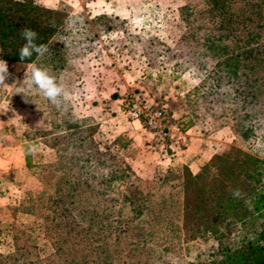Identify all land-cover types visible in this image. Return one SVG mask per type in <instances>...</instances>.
<instances>
[{"label": "trees", "instance_id": "16d2710c", "mask_svg": "<svg viewBox=\"0 0 264 264\" xmlns=\"http://www.w3.org/2000/svg\"><path fill=\"white\" fill-rule=\"evenodd\" d=\"M193 12L178 10L185 32L172 46L171 71L199 70L197 107L206 117L226 119L249 153L229 148L195 174L187 167L179 174L167 169L156 186L143 191L123 160L98 147L93 120L73 117L70 102L76 63L99 35L123 31V22L71 15L33 0H0V59L8 66L46 68L70 94L61 109L35 92L14 94L18 106L46 115V130H27L24 136L49 149L54 159L37 164L30 152L25 155L40 187L8 208L14 223L10 234H0V264H167L169 246L200 233L215 242L212 264H264L262 228L254 238L238 241L226 231L261 216L264 205V0H205L202 12ZM196 19L207 23L194 25ZM25 27L38 33L37 44H49L43 60L35 54L31 61L19 60ZM130 39L159 45L154 38ZM24 76L12 94L24 86ZM150 138L160 143L157 136ZM112 145L124 147L122 138ZM160 151L170 155L163 143ZM236 190L239 196L233 195ZM4 212L0 208V217ZM17 214L31 221L19 224ZM38 239L48 243L46 255L40 254Z\"/></svg>", "mask_w": 264, "mask_h": 264}, {"label": "rangeland", "instance_id": "374dc122", "mask_svg": "<svg viewBox=\"0 0 264 264\" xmlns=\"http://www.w3.org/2000/svg\"><path fill=\"white\" fill-rule=\"evenodd\" d=\"M33 1L43 7L52 8L42 5L39 0ZM92 1L94 0H59L53 8L71 15L82 13L89 18L99 15L117 17L123 22V31L112 30L99 35L86 54L76 63L78 74L75 76L74 94L70 101L72 115L76 119L93 120L97 126L94 139L98 147L101 150L109 149L123 160L139 180L140 189L145 191L150 185L156 186L157 179L165 174L167 169L179 174L181 167L186 166L180 163L165 166L158 162L159 157L153 158L156 156L153 155L154 151L161 155L164 153L159 151L160 143H152L150 135L149 156L131 147L126 137L120 136L124 147L112 145L111 137L106 136L110 134L108 123L103 122L109 117L116 116L123 128L142 129L136 122L130 124L123 114L124 100L133 93L141 94L149 103L162 110L167 124H177L182 129L190 128L188 145L193 142L192 154L202 155V152L198 153V151L202 148L206 149L204 156L209 158L198 163L197 167H193L194 174L201 171L212 155L229 148H238L249 153L247 148L235 138L226 119L206 117L197 107L199 103L197 91L201 82L199 70L195 66H189L179 74L171 71L175 63L172 46L185 32L178 10L186 7L194 12H202L205 8V0H105L108 3L107 9L102 12L97 11L96 7L87 6ZM206 23V20L201 19L193 22L194 25L203 27ZM198 33H202V30ZM130 36H138L142 40L154 38L159 45L152 41L145 43L141 40H131ZM8 71L10 75L5 80V85L0 87V98L4 97L5 102L17 106L13 99L17 90L12 94L11 88L18 77L24 76L29 71V67L12 64L8 66ZM113 100L116 102L113 103ZM26 109L31 115H35L32 120L37 127L42 130L48 128L45 114ZM33 121H29L31 125ZM29 152L32 162L37 164H44L54 159L53 153L42 144ZM175 155L179 156L181 153ZM39 187L37 180L31 176L21 186L20 198L24 193H35ZM9 207L12 206L0 204V208L5 210L0 217L2 237L10 234V225L14 223ZM17 219L19 224L31 221L28 217L23 218L21 214H17ZM263 227L264 205L261 216L249 224L244 227L230 226L225 230L231 238L238 241L242 238H254L260 233L261 228L262 231L264 230ZM37 243L42 256L50 252L47 242L38 239ZM169 247L165 252L167 264H212L214 259L212 254L215 242L211 236L204 233L195 234L191 239Z\"/></svg>", "mask_w": 264, "mask_h": 264}, {"label": "crops", "instance_id": "0c3cea01", "mask_svg": "<svg viewBox=\"0 0 264 264\" xmlns=\"http://www.w3.org/2000/svg\"><path fill=\"white\" fill-rule=\"evenodd\" d=\"M42 5L55 8L59 0H39ZM107 4L105 0H94L87 4L93 8L96 7L97 11H106ZM141 4H139L140 6ZM116 102L115 100L112 101ZM115 112V110H112ZM35 115H31L26 107H20L5 102V98H0V204L15 206L20 200V188L24 182L29 179L30 173L25 165V155L27 152L32 151L33 148L40 145L34 140L27 141L24 134L27 130L41 131L33 121ZM33 119V120H32ZM29 121H33V125ZM108 123V130L111 141L121 136L129 140L131 147L137 151H142L144 155L149 156V134H146L142 129L129 130L120 126V120L116 116H111L109 119L103 121ZM45 130V129H44ZM193 142L190 143L186 150L180 152L181 155H168L157 154L155 151L153 158H157L160 164L170 166L171 164L180 163L186 166L191 173L193 167L197 164L208 159L205 157L206 149L202 148L198 153L202 155L192 154ZM160 151V150H159ZM33 153V152H32ZM156 159V160H157Z\"/></svg>", "mask_w": 264, "mask_h": 264}, {"label": "clouds", "instance_id": "9594fccd", "mask_svg": "<svg viewBox=\"0 0 264 264\" xmlns=\"http://www.w3.org/2000/svg\"><path fill=\"white\" fill-rule=\"evenodd\" d=\"M20 36L25 41L19 49V60L21 62L31 61L34 54L36 59L43 60L46 54L49 53V44L36 43L38 33L35 30L25 27L21 30ZM29 69L30 71L25 73L23 79L24 86L17 89V94H22L24 97L27 93L35 92L57 109L65 108V102L70 99V94L66 88L46 68L30 63ZM9 75L6 61L0 59V87L5 85V80ZM28 101L25 100V102ZM233 195L239 196L240 193L236 190Z\"/></svg>", "mask_w": 264, "mask_h": 264}, {"label": "built area", "instance_id": "2783aa9c", "mask_svg": "<svg viewBox=\"0 0 264 264\" xmlns=\"http://www.w3.org/2000/svg\"><path fill=\"white\" fill-rule=\"evenodd\" d=\"M123 114L130 124L136 122L151 136H157L160 144H164L170 155L186 149L189 142L188 130L177 124H167L162 110L149 103L139 93H133L124 100Z\"/></svg>", "mask_w": 264, "mask_h": 264}]
</instances>
